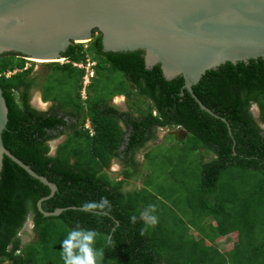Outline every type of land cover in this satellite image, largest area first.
<instances>
[{
  "label": "trees",
  "instance_id": "16d2710c",
  "mask_svg": "<svg viewBox=\"0 0 264 264\" xmlns=\"http://www.w3.org/2000/svg\"><path fill=\"white\" fill-rule=\"evenodd\" d=\"M63 54L69 62L50 63L51 73L63 71L60 82L67 80L68 87L73 81L78 90L57 94L54 87L51 90L46 85L50 73L43 98L54 103L47 111L30 102L31 89L42 83L37 84L38 76L30 77L32 69H25L27 60L17 53L0 55V85L9 108L4 144L58 186L54 195L42 201L43 209L50 213L63 209L57 215L41 212L38 202L51 194V188L5 155L0 176V264H64L61 242L76 227L96 232L95 247L104 252L101 264H264V128L260 124H264V57L228 61L208 70L193 85V92L209 112L184 87L183 76L168 80L160 64L147 68L144 50L105 51L99 34L86 43H73ZM88 60L95 62V76L83 99L85 69L73 63ZM103 72H121L135 87L133 96L151 102L147 109L138 107L134 114L114 107L110 99L115 95L108 99L92 96ZM47 92L52 99L45 97ZM253 103L259 105L260 119L252 112ZM87 118L94 133L85 128ZM177 127L184 131L183 140L171 131ZM159 128H169L170 133L155 147L169 142V146L179 144L184 151L199 154L200 177L187 175L183 184L190 191L188 202L197 205L198 217L211 218L209 229H203L196 216L184 220L174 212L161 218L166 221L164 227L154 211L151 214L157 223L141 235L146 226L140 213L149 211L159 199L149 189L152 180L145 177L139 189L125 191V180L109 174L113 159L119 158L125 165L124 176L133 178L140 166H135L136 155L143 149L145 169L154 148H149V143L158 140ZM62 136L67 138L51 155L50 142ZM101 197L110 202V211L107 205L103 209L82 208L84 202L99 203ZM30 214L35 236L24 243L19 234ZM196 224L198 229H192ZM197 235L201 237L197 239ZM226 235L236 242L221 251L214 240Z\"/></svg>",
  "mask_w": 264,
  "mask_h": 264
},
{
  "label": "water",
  "instance_id": "95a60500",
  "mask_svg": "<svg viewBox=\"0 0 264 264\" xmlns=\"http://www.w3.org/2000/svg\"><path fill=\"white\" fill-rule=\"evenodd\" d=\"M96 31L105 51L144 50L147 68L160 64L168 80L183 76L184 87L211 112L193 85L228 61L264 57V0H0V55L53 62ZM8 113L0 85V176L8 155L51 188L39 210L60 214L61 208L50 213L42 206L58 186L5 146Z\"/></svg>",
  "mask_w": 264,
  "mask_h": 264
},
{
  "label": "rangeland",
  "instance_id": "374dc122",
  "mask_svg": "<svg viewBox=\"0 0 264 264\" xmlns=\"http://www.w3.org/2000/svg\"><path fill=\"white\" fill-rule=\"evenodd\" d=\"M96 36H98V34ZM16 61L17 60H15V62ZM27 61L28 62L25 64V67L32 68L30 77H32V75L34 74L39 77L37 84L42 83L43 85H45L46 84L45 82H47L46 78L52 75V78L49 79L50 84L47 83L46 85H50L51 90H52V87H54L55 90L53 91L57 92V94L65 95L66 92L69 93L70 91H73V93H76V91L78 90L76 88V84L73 81H69L68 87L65 84L67 80L60 82V79L62 78L60 75H63V71L62 72L53 71L51 73L53 66H50L49 63L46 64L49 67L48 71L43 73L44 72L43 67H47L45 64H42L38 61L37 62L31 61V60H27ZM16 70L17 68L14 70L8 71L7 75L15 73ZM89 70L93 71L92 68H90ZM86 74H88V72H86ZM59 82L61 83V85L59 84ZM57 85L59 86L58 89H57ZM35 87L36 88L34 89V93L32 97L33 100L38 97L37 94L39 91H41L38 85H35ZM132 89L135 90V87L128 84L127 80L125 79V77L122 75L121 72H116L111 75L109 73L103 72V76L96 79L95 85L93 86V89H92L93 91L91 92H92V96L96 94V99L98 98V95L106 99H108V97H110L111 95H115L110 100L112 104L117 105L127 111L130 110L134 114H138L136 110L138 107L146 110L148 105L151 102H149V100L145 97L137 96V94L136 96H133L135 94L132 91ZM116 94H122V95H116ZM124 95H126V97H124ZM131 96H133L134 98L133 97L131 98ZM45 97L52 99L51 94L49 92L46 93ZM52 103H53L52 101L42 103L41 108L43 110L49 109ZM131 107L132 109H128ZM256 111L258 112L257 109ZM180 129L181 128L177 127L176 130L174 131L175 133L179 134L177 138H179V140H183L182 136H183L184 131L182 132V130ZM165 131L167 133L165 137L161 139ZM169 133L170 132L167 128H160L158 131V136L160 135L159 136L160 138L156 140L157 143L158 142L163 143L166 140V136ZM58 140L61 141V137L58 138ZM58 140L54 139L50 142L51 149L53 151L57 147V142H59ZM155 143L156 142L150 143L148 147L149 148L153 147ZM167 144L168 145H159L150 150V156L146 160V163L144 166L145 169L143 168L142 163H144L143 155L146 150L145 149L140 150L139 153L136 155V159L138 163L137 165H135L136 167L138 165L140 166L137 167L133 178H128L124 176L122 172L125 170V167L122 166V164L117 160V158H114V160L115 161L117 160V161L111 165L109 169V174L114 178L125 180V183L123 186V189L125 191L139 189L143 185L142 181L143 179L145 180V177H147L150 181L152 180L151 182H153L152 183L153 186L152 187L150 186L149 189L153 191L154 193H156V195H158L159 197V199H157L156 202H154L155 203L154 208H155L156 216H159L158 221H160L164 227L166 225V221L165 219H161V218L163 217L166 218V214L169 215L171 214V212H174L178 217L184 220H186L191 215L196 216L195 218L199 219V222L201 223V226L203 227V229H209L211 218L209 216L205 217L203 214H201L198 217V214H197L198 209L195 208L197 205H194L193 203L194 201L188 202L187 197L190 191L186 188V185L183 184L185 181L184 179L187 175L191 179H198L200 177L201 165L198 162L199 154L196 153L195 151H190V152L184 151V148H182V146L179 147V144L178 146H175V145L169 146V142ZM139 157L141 158L139 159ZM146 170H149L151 172L149 176L146 175L147 173ZM174 171L175 173H177V174L174 173L176 177H174L175 176L173 174ZM193 182H192V184L194 185L193 191H196L197 186ZM174 187H175V190H174ZM152 188H154V190ZM160 189H161V192H169V195L172 194L173 196L171 198H169V196H166V195L165 197L162 196L159 192ZM31 224H32L31 218H29L25 226L27 228L26 230L27 232H25V235L23 237L24 242L30 241V239L32 240L35 236L34 233L32 234L33 226ZM198 227L199 226H197L196 224V227L193 226L191 228L198 229ZM235 242L236 241H234V238L232 236H229V237H224L222 240L218 242V244L223 251H227L226 248H231V246ZM4 264H8V263H4Z\"/></svg>",
  "mask_w": 264,
  "mask_h": 264
},
{
  "label": "clouds",
  "instance_id": "9594fccd",
  "mask_svg": "<svg viewBox=\"0 0 264 264\" xmlns=\"http://www.w3.org/2000/svg\"><path fill=\"white\" fill-rule=\"evenodd\" d=\"M97 33H99V32L94 33L93 38L96 37ZM76 43H85V42H76ZM18 57H22V56H18ZM22 58H24V57H22ZM25 59L31 60L34 62L38 61L40 63H49V64L53 63V62H58L61 64L69 62V59L65 56H64V58L57 59L56 61H53V62H45V61L27 59V58H25ZM27 62L28 61H26V63ZM73 64H74V66L85 69L84 84H83L84 86L82 88V97L84 96L83 99H86V97H87V86L90 84L91 79L95 76V71L93 69L95 62L88 60L87 63L74 62ZM89 65L92 67H90ZM29 68L30 67H25V69H29ZM90 68H92L93 71H90L89 70ZM86 72H88V74H86ZM86 77L89 79L88 84H85V78ZM43 86L44 85L42 84L41 85V91L42 92L41 91L38 92V94H37L38 97L34 100L32 98V101L37 103L38 108L35 107L34 103H33L34 106L33 105L32 106L35 107L36 109H39L42 111H47L48 109L43 110L41 108V104L48 102V101H52V100H47V101L44 100L43 95H42L43 94ZM117 95H122V94H117ZM32 97H33V95H32ZM124 97H125V95H124ZM52 102L54 103V101H52ZM53 103H52V105H53ZM255 105H254V107L258 110L259 105L258 104H255ZM154 113L156 114V111ZM85 128L89 129L90 132L92 129L94 132V128L92 126L90 118H87V121L85 123ZM55 149L57 150V147ZM56 150L53 151L51 149L52 154L51 153L50 154L55 155ZM106 205L108 206V210L110 211L111 210L110 202L107 200V198L101 197V200L99 201V203L93 202V201L84 202L82 205V208L85 210L97 209V208L103 209ZM147 209L149 211L140 213V219L145 222V226H146L145 228L141 229V235H144L145 231L147 230V227L154 226L157 223V217L155 215L151 214L152 212L155 211L154 206L150 205ZM29 218H31V222H32L31 225L34 227L33 215ZM131 222L133 224H135L137 222V217L135 215H133L131 217ZM25 226H26V224H25ZM33 227H32V230H33ZM26 230H27V228L24 227L19 234L22 237L23 241H24L23 237L25 235ZM96 235L97 234L95 231L90 230V229H82L80 227H76V228L69 230L66 234V237L61 242V244H62L61 254H62V259H63L64 264H101V261L103 260V257H104V252H103V249H97L95 247ZM27 242H29V241H25L24 243H27Z\"/></svg>",
  "mask_w": 264,
  "mask_h": 264
},
{
  "label": "flooded vegetation",
  "instance_id": "af4514ba",
  "mask_svg": "<svg viewBox=\"0 0 264 264\" xmlns=\"http://www.w3.org/2000/svg\"><path fill=\"white\" fill-rule=\"evenodd\" d=\"M97 32V31H96ZM98 35L100 34V33H97ZM42 64H47V63H42ZM47 66V65H46ZM42 68V67H41ZM44 68V72L43 73H45V72H47L48 71V69H49V67L47 66V67H43ZM42 74V73H41ZM32 77L33 78H35V77H37L35 74L34 75H32ZM38 87H40V90H41V86H38ZM36 87H33L32 89H31V92H32V95H33V92H34V89H35ZM42 92V91H41ZM43 95V94H42ZM125 97H126V95H125ZM31 103H32V105H33V101H32V97H31V101H30ZM112 104V103H111ZM255 104H258V103H253V106H252V112H253V114H254V116H255V118H257V119H260V112H259V110L260 109H258V112L256 111V108L254 107V105ZM114 107H117L118 109H120V110H122V111H127V110H125V109H123V108H121V107H119V106H117V105H114V104H112ZM34 106V105H33ZM128 109H132V107L131 108H128ZM128 111H130V110H128ZM257 112V113H256ZM261 124V126L264 128V124L261 122L260 123ZM168 130L170 131V129L168 128ZM171 131H173V132H175L174 130H171ZM154 142V141H153ZM153 142H150V143H153ZM149 143V144H150Z\"/></svg>",
  "mask_w": 264,
  "mask_h": 264
},
{
  "label": "crops",
  "instance_id": "0c3cea01",
  "mask_svg": "<svg viewBox=\"0 0 264 264\" xmlns=\"http://www.w3.org/2000/svg\"><path fill=\"white\" fill-rule=\"evenodd\" d=\"M166 133H167L166 131L163 133L161 139H163V138L165 137ZM159 136H160V135H159ZM66 138H67V136H63V137H61V141H59L60 139H59V140L57 139V140L59 141V142H57V147H58V145H59L61 142H63ZM159 138H160V137H159ZM158 143H159V142H158ZM156 144H157V141H156L155 145H156ZM155 145H154L153 147H155ZM55 150H56V149H55ZM145 153H146V152H145ZM145 153H144V155H143V156H144V157H143V161H145ZM140 158H141V157H139V159H140ZM117 160L122 164L123 167H125V165L123 164V162H122L119 158H117ZM117 160H116V161H117ZM116 161L113 159L111 165L114 164ZM143 164H144V163H143ZM117 179H118V178H117ZM205 221H206V220H205ZM229 236H232V235H226V236H223V237H220V238H219V237H218V238H215L214 243L216 244L217 247H219V249H220L221 251H223V250L220 248L218 242H219L220 240H222L224 237H229ZM196 237H197V239H198V238H200L201 236L197 235ZM232 237H233V236H232ZM208 239L210 240V238H208ZM209 240H208V241H209ZM234 241H235V239H234ZM229 249H230V248H226V250H229Z\"/></svg>",
  "mask_w": 264,
  "mask_h": 264
},
{
  "label": "built area",
  "instance_id": "2783aa9c",
  "mask_svg": "<svg viewBox=\"0 0 264 264\" xmlns=\"http://www.w3.org/2000/svg\"><path fill=\"white\" fill-rule=\"evenodd\" d=\"M88 82H89V79L86 77L85 78V84H88ZM91 133H94L92 129H91Z\"/></svg>",
  "mask_w": 264,
  "mask_h": 264
}]
</instances>
